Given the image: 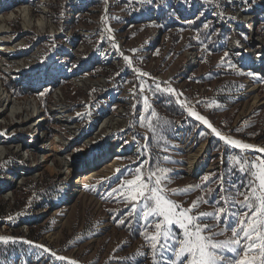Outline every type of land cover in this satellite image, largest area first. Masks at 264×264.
I'll use <instances>...</instances> for the list:
<instances>
[{
	"label": "rangeland",
	"instance_id": "obj_1",
	"mask_svg": "<svg viewBox=\"0 0 264 264\" xmlns=\"http://www.w3.org/2000/svg\"><path fill=\"white\" fill-rule=\"evenodd\" d=\"M257 7L260 15L255 19L243 18L242 12L252 13ZM28 18L31 25L27 24ZM205 22L215 28L210 39L205 35L209 30L202 27ZM233 22L236 26H232ZM252 34L264 38V0H248L247 4L242 0H153L151 3L149 0L139 3L135 0H0V84L11 95L19 100L35 97L41 104L47 103L52 87L46 89L43 84L26 90L22 87L28 85L18 83L14 75L22 76L18 80L28 79L30 74L37 75L35 70L57 63L68 74L67 69L76 66L81 71L80 83L68 76L61 86L67 109L76 117L81 114L82 124L91 119L83 114L91 115L88 108L94 105L93 114L103 105L111 115L119 114V119H123L118 121L115 131L110 133L105 127L94 137L95 140L107 138L105 142L110 148L108 144L102 148L101 158L97 157L99 150L94 156L98 159L83 160L85 165L104 162L81 191H72L66 206L60 205V199L64 197L67 181L73 188L76 173L69 175L58 170L40 175V167L34 162L39 153L34 150V158L28 159L32 169L23 174L21 183H12L9 196L0 191V236L16 240L8 244L0 242V264H71L73 260L77 264H137L138 252L147 253L140 264H153L136 220L117 224L130 207L121 199L130 192V186L123 181L133 178L129 172L134 171L144 154L149 161L156 162L155 167L168 170L169 178L162 187L176 190L171 198L185 208L198 197L211 200L219 196L218 181L210 184L216 190L211 196L195 187L203 183L204 175H226L233 183L247 180L238 168L232 171L237 165L234 157L242 158L241 163L264 159L255 151L264 148V74L258 68L246 67L250 65L244 62L256 55L251 52L254 51ZM233 35L239 42L238 50L230 46ZM103 37L108 39L101 43ZM115 46L119 47L118 51ZM225 52L230 53L227 63L222 60ZM121 53L131 63L121 58ZM190 56L196 60L188 65ZM87 77L94 83L83 80ZM103 80L105 83L100 86L98 82ZM247 80L257 85L256 90L250 91ZM159 82H165L161 87L176 88L178 95L182 92L180 104L200 111L223 133L252 142L256 147L242 150L229 146L207 126L189 117L180 104L176 111L164 98L168 94L152 91ZM174 98L176 101L177 96ZM153 111L157 116L151 115ZM33 114L31 119L43 116L36 111ZM1 116L6 121L0 124V132L6 131L5 137H11L8 111ZM157 117L173 122L163 139L154 135L150 127ZM100 123L99 119L96 126ZM49 126L55 130L51 137L62 136V130L67 129L59 121H50ZM114 139L117 143L110 145ZM120 146L126 151L115 152ZM30 151L11 150L6 156L0 152V171L15 167L11 162L22 159ZM194 153L197 160L192 165ZM74 154L72 151L71 156ZM108 159L110 162L105 166ZM110 187H119L121 191L102 198ZM189 188L187 194H182ZM213 208L212 204H200L197 211ZM152 231L149 229L148 234ZM229 237L230 231L218 239ZM249 255L255 256L259 264V252L250 250Z\"/></svg>",
	"mask_w": 264,
	"mask_h": 264
},
{
	"label": "snow or ice",
	"instance_id": "obj_2",
	"mask_svg": "<svg viewBox=\"0 0 264 264\" xmlns=\"http://www.w3.org/2000/svg\"><path fill=\"white\" fill-rule=\"evenodd\" d=\"M135 2L139 3L142 0H135ZM149 2L151 3L153 0H149ZM242 2L247 4L248 0H242ZM202 27L209 30L205 35L207 39H210L215 28L210 27L207 22ZM106 39L108 38L103 37L101 43H104ZM237 43L239 42L237 41ZM115 47L118 51L119 47ZM132 51L135 52L136 49ZM120 55L121 58L131 63L128 56L123 53ZM229 56L230 53L225 52L222 60L227 63ZM229 66L235 67V65ZM143 75L148 74L144 73ZM248 75L254 74L248 73ZM162 83L165 82L156 83L152 91L168 94L169 97L177 96L175 102L180 104V97L183 96V93L177 95V89L169 86L161 87ZM140 90H143L142 85ZM40 95H44V93L41 92ZM146 100L147 98H145ZM171 103L172 100L169 99V106ZM180 106L186 108L189 117L207 126L212 134L225 141L227 145L242 150L252 149V145L222 136L208 118L193 111L190 106L186 104H180ZM209 106L211 107V105ZM83 115L88 116L90 112ZM151 115L157 116L154 111L151 112ZM80 117L81 114L78 113L77 118ZM172 123V121L157 117L150 127L154 135H161V139H163ZM236 131L238 132L240 129L237 128ZM6 135V131L0 132V136ZM143 138L148 139L149 137L144 136ZM74 151L81 150L75 149ZM255 151L264 157V148ZM234 159L237 160V165L233 167L232 171L234 172L238 168L239 172L247 176L248 179L241 183H233L227 179L226 175H217L216 173L204 175L203 183L197 184L195 187L206 190L207 194L211 196L216 190L210 188V184L218 181L219 196L211 200L204 196L198 197L189 207L185 208L181 203L171 198L176 194V190H166L162 187V184L169 178L168 170L155 167V161H149L147 154L142 155L134 171L129 172L133 178L123 181V184L130 186V192L128 196H122L121 199L126 201V207L129 205L130 207L127 212L123 213L124 218L119 219L117 224L125 225L126 222L130 224L133 218L136 220L140 225L139 234L143 235L147 241L153 264H257L256 257L249 255L250 250L259 252L261 257L259 264H264V159L259 162L245 160L244 163L240 162L242 158L234 157ZM146 164H148L147 168H145ZM125 171L128 169L126 168ZM145 172H147L146 175ZM226 184L228 187L225 186ZM190 190V188L185 189L182 194H187ZM120 191L119 187H110L102 198L113 197ZM241 196L242 200L239 199ZM200 204H212L214 208L212 211L198 212ZM237 208L240 209V212L236 211ZM121 211L123 212V210ZM8 219L11 221L13 218L10 216ZM205 221H211V223ZM149 229L153 230L151 234H148ZM229 231L231 237L218 239ZM0 242L8 244L9 242L15 243L16 240L13 237L0 236ZM27 243L32 244L31 241H27ZM36 247L44 248L43 245H36ZM45 251L50 250L45 249ZM241 252H243V256H241ZM136 256L137 264H140L141 259L147 258V253L138 252ZM58 259L64 260L65 258L58 257ZM71 264H77V262L73 260Z\"/></svg>",
	"mask_w": 264,
	"mask_h": 264
},
{
	"label": "built area",
	"instance_id": "obj_3",
	"mask_svg": "<svg viewBox=\"0 0 264 264\" xmlns=\"http://www.w3.org/2000/svg\"><path fill=\"white\" fill-rule=\"evenodd\" d=\"M260 15V13L258 14ZM236 24V23H235ZM236 26V25H235ZM253 27V26H252ZM253 33V32H252ZM252 43L254 44V51L251 52H256V55L253 57H250L249 60L244 61L245 63L249 64L250 66H246L249 68H258V70H260V72H262L264 74V69H261V64L262 67H264V38L261 36H258L257 34H252ZM231 47H234L235 50L240 49V47L238 48L237 46V41H236V37L235 35L232 36V40L230 43ZM253 50V49H251ZM259 51V52H258ZM261 55V57H260ZM260 57V59H259ZM256 59L255 62H253L252 60ZM262 61V62H259ZM88 62V60H87ZM242 65L245 66V64L243 62H241ZM259 65V66H258ZM87 66H90V64H87ZM65 70V69H64ZM67 71L69 72L68 74L65 73L63 71V69L59 66V64H51L49 67L45 66L42 70L40 71H34L35 74H37L36 76H33L32 74L29 75V78L33 79V82H21L20 80H18V78H21L22 76L19 75V77H15L16 81H18V83H23L22 85L25 87H22L21 85H18L24 89H30V88H36L35 86H33L32 84H36L37 81H39V75L41 74V80H40V84L41 86L44 84L46 86V89H50L51 87L53 89H51L50 91H53L51 94L50 99H47V103L41 104V102L37 99V98H31V100H34L35 104H37V109L39 108V111L36 110V113L38 114H43V116H38V117H42V123L43 126L41 128V132H45L48 134L49 137H51L50 135L55 133V130L49 126L50 121H52V123L59 121L60 123L63 124V126H65L67 129H63L62 130V136L61 135H55L54 137L51 138H57L58 136L62 138L60 142V146H62L59 149V153L61 155H63V157H71L70 162L72 163V174L76 173L75 175V179L76 176L78 174H80L79 172L82 170H86L87 168L92 167L95 164H89V165H85L83 163V160L86 158H94V156H97L95 154L98 153V157H101L100 153L103 152L102 148H106V145L108 144L105 141H108L107 138H103V139H97L95 140L94 137L96 136V134L103 129L101 126L102 121L111 115V113H109V111L102 105V107H100L98 110H105V113L103 114V116L97 118L95 114H97V111H94V114L92 113V110H94V106H91L88 108V111L91 110V115H89V118L91 116V119L89 120L88 123H81V119L77 118L76 115H73L72 112H70L67 108V103L65 102V98H64V94L63 91L61 89L62 83L64 81V79H66L68 76L71 79L74 80H78L80 83V77L78 78V74L81 72L80 69L76 66L71 67L69 70L67 69ZM78 78V79H77ZM84 81H86V78L83 79ZM81 80V82L83 81ZM105 80V79H104ZM101 81L98 82L99 85L101 86L102 84L105 83V81ZM94 83V82H93ZM90 83V84H93ZM29 85H32V87H30ZM26 89V90H27ZM106 101V100H105ZM69 111V112H68ZM35 112V111H34ZM68 113L69 115L66 116H62L63 114ZM89 113V112H88ZM35 117V118H38ZM121 117V116H120ZM82 118V117H80ZM31 119V118H30ZM33 119V118H32ZM101 120V123L98 127V125L96 126V123L98 120ZM122 119V118H120ZM118 123V122H117ZM117 123H116V127H117ZM47 124V125H45ZM3 125V124H1ZM96 126V127H95ZM95 127V128H94ZM108 132H113L115 130H110L107 129ZM119 131H121V128L118 129ZM40 131V130H39ZM38 131H36L34 128H30V129H23V130H19L17 132H13L11 131V134L7 137L5 136H0V146H9L11 150L14 151H20L23 150L24 152H28L29 149L32 150L30 151V153L28 154H23L22 159L17 160L14 159L11 164L14 165L15 167H11L8 169L7 168H2L3 170L0 171V191L1 192H8V188L11 187L12 183H15L16 181L18 182V184L21 183L22 179H23V174H27L29 173L30 169H32V166H30L29 164V156L34 158V153L36 151H38V153H41L42 151L44 152V146H40L39 144H41V141L39 140L38 137ZM21 142V145L18 147V149L16 148L18 143ZM97 142V143H94ZM80 144H84V148H76L78 145ZM39 145V146H38ZM122 148V146H120ZM75 149H80L81 151H75L74 156L72 157V151H74ZM106 149H104L105 151ZM11 152V151H9ZM9 152H5L2 153V156H6L7 153ZM37 153V152H36ZM105 153V152H104ZM38 155V154H37ZM107 162V161H106ZM96 163V162H95ZM38 166V165H37ZM99 166H96L95 168L98 169ZM39 172V171H38ZM66 174L70 172L66 171ZM71 174V175H72ZM41 175V174H40ZM69 179V177H68ZM74 182V181H73ZM69 181L66 182V188H65V192L63 191L64 197L60 199V205L61 204H65V201L70 190L71 193L72 190L70 189V185H69ZM73 185V184H72ZM84 187V184L79 185L78 187ZM12 192V191H11ZM71 193H70V197H71ZM10 195V192H9ZM8 195V196H9ZM13 195V194H12ZM70 197L68 198V200L70 199ZM68 204V202H67Z\"/></svg>",
	"mask_w": 264,
	"mask_h": 264
},
{
	"label": "bare ground",
	"instance_id": "obj_4",
	"mask_svg": "<svg viewBox=\"0 0 264 264\" xmlns=\"http://www.w3.org/2000/svg\"><path fill=\"white\" fill-rule=\"evenodd\" d=\"M260 7H257L256 9H254V11L252 13L242 12L241 14H242V16L244 15L243 16L244 19H247V18L255 19L256 16L258 15L257 9L260 8ZM28 20H29V22L27 24L31 25V23H32L31 18H28ZM235 25L236 24L233 22L232 26H235ZM249 26H250V28L253 26V20L251 21ZM155 42H156V39L154 38L153 46H154ZM1 48L3 50L4 47H1ZM195 60L196 59L194 58V56H190V62L188 63V65L189 64H193L195 62ZM252 61L255 62L256 59H253ZM260 66H261V69H264V67H262V64ZM14 76L15 77H19V75H14ZM40 78H41V74L39 75V81H37L36 84H32V85L36 86V87L41 86L40 85V80H41ZM88 78L89 77H87V79H86L87 83H93L94 82L93 79L89 80ZM20 81H27V82L30 83V82H33V79L32 78H28V79H23V80H20ZM247 84H248V86L250 88V91L256 90L257 85L252 83V81L247 80ZM32 85H29V86L32 87ZM7 95L10 98H8ZM180 101H181V98H180ZM182 102H183V100H182ZM183 103H185V102H183ZM187 106H189V105H187ZM191 108H192L193 111H196V112L202 114L200 111H197L195 108H193V107H191ZM6 110L8 111V113H9V115L11 117L10 118L11 120L9 121L12 124L11 131L17 132L19 130H23V129L26 130V129H30V128H34L36 131H38L37 134H38L39 140L41 141V144H39V145L40 146H44V148H45L44 152L42 151L41 153H39L38 154V158L34 160V162L38 165V167H40L39 168L40 170L38 172L39 174H45V173H47V171L57 172L58 170H60V171H62L64 173L66 171H69L70 175L72 174L73 168H72V163L70 162L69 157L68 156L67 157H63V155H61L59 153V149L62 147V146H60V142L59 141H61L62 138L59 137V136L57 138H51L44 131L41 132V128L43 126V123L41 121L42 117L29 119L30 118V114H31V116H33L34 115L33 114L34 111L38 110L37 109V104H35L34 100H31V99H29V100L28 99L19 100L18 98H16L13 95H11L9 93V90L4 86L3 83H1L0 84V124H2L3 122L6 121L5 120L6 119L5 116H1V115H3L5 113ZM104 113H105L104 109H102L100 111L97 110V114H95V115H96L97 118H99V117L103 116ZM64 115L68 116L69 114L66 113V114H63L62 116H64ZM118 115L119 114H114V115H110V116L106 117L101 123L102 128L106 127L107 129L115 130L116 123L121 120V119H119ZM202 115H204V114H202ZM205 117L208 118L207 116H205ZM216 129H217V131H219L221 133L222 136H227V137H229L231 139H238L242 143H246V144L252 145L253 147H256V145L253 144L252 142H247V141H245V140H243L241 138L231 136V135H229L227 133H223L218 128H216ZM116 143H117V140L114 139V140H111L110 145H114ZM20 145H21V142L18 143L16 148L18 149V147ZM107 146L110 148L109 143H108ZM257 147H260V146H257ZM9 151H11L9 146H4V147L0 146L1 155H2V153L9 152ZM121 151H126V149L124 150V147H122V148L119 147L115 152H121ZM196 157H197V154L194 153L193 154V159H191L192 165H194V163L196 162V160H197ZM96 158H94V160ZM98 158H101V157H98ZM102 162H104V161H101L100 163L98 162L99 164H95L90 169H87V171H85V173L78 174L76 176V179L73 180L74 181L73 182V185H74L73 188L70 187V189L76 190V191H81L83 187L82 186L78 187V186L81 185V184H84L92 176H95L97 174V172L100 170V169H97L95 167L96 166H101ZM109 162H110V159H108L107 162L104 163V165L107 166V164ZM93 171H95V172H93ZM70 193H71V190H70V192H69V194H68V196L66 198L67 201H65V206H66V204L68 202V198L70 197L69 196ZM5 194L8 195L9 192H6Z\"/></svg>",
	"mask_w": 264,
	"mask_h": 264
},
{
	"label": "trees",
	"instance_id": "obj_5",
	"mask_svg": "<svg viewBox=\"0 0 264 264\" xmlns=\"http://www.w3.org/2000/svg\"><path fill=\"white\" fill-rule=\"evenodd\" d=\"M164 98H167L168 100L171 99V100H172V103H171L170 106L173 107V108L177 111V106H178V104L175 102V98H174V96L169 97V96L167 95V96H165ZM21 204H23V203H19L18 205H21Z\"/></svg>",
	"mask_w": 264,
	"mask_h": 264
}]
</instances>
